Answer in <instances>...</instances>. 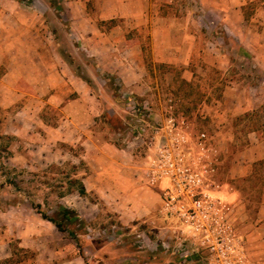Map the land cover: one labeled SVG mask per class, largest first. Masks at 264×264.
<instances>
[{"label": "rangeland", "instance_id": "obj_1", "mask_svg": "<svg viewBox=\"0 0 264 264\" xmlns=\"http://www.w3.org/2000/svg\"><path fill=\"white\" fill-rule=\"evenodd\" d=\"M19 1L20 16L31 19L35 15L41 32L47 28L42 32L46 52L55 44L88 87L85 96L91 101H84L86 110L90 115L93 107L97 114L85 121V130L128 149L136 163L143 162L142 167L156 148L169 114L185 118L187 139L203 131L211 143L215 139L208 129L210 122L225 116L235 129L217 140L227 148L225 160L230 164L232 155L247 144L248 131H256L249 139L253 143L257 134L264 135V57L255 44L264 24V0H238L237 10L207 9L204 0H151L148 17L152 25L161 22L169 30L167 43L174 49L181 45L183 50L197 52L188 59L176 53L175 60L165 61L156 60L152 52L150 23L130 28L123 19L98 20L102 31L117 27L111 34L115 47H99L96 56L89 53L95 52L89 50L91 41L76 35L67 11L58 7L63 0ZM91 11L96 13L92 6ZM182 34L189 37L180 42L178 35ZM132 40L141 52L144 74L132 87L122 86L102 67V58L105 52L125 51ZM201 52H210L211 57L204 61ZM228 82L235 87L227 88ZM65 92L69 99L74 95L70 84ZM124 94L146 101L152 119L136 118L127 109ZM103 96H113L116 102L107 103ZM227 98L236 100L230 104ZM59 117L58 108L49 105L40 113L42 123L51 127ZM4 119L0 107V264H75L70 262L74 254L80 255L79 264H264L262 162H251L247 176L228 182L235 193L225 199L231 232L223 245L225 257H219L176 218L160 215L159 198L153 199L148 188L136 186L129 191L133 198L119 202L102 200L92 190L79 194L80 179L89 171L80 157L82 146L50 139L49 127L44 128L39 120L40 132L29 134L35 143L27 145L3 128ZM155 188L158 195L159 188ZM116 203L119 212L112 209ZM59 207L74 212L72 223L61 219ZM39 212L58 220L62 231ZM258 225L261 230L256 229ZM17 233L35 239L36 248L20 247ZM179 247L188 255H180Z\"/></svg>", "mask_w": 264, "mask_h": 264}, {"label": "crops", "instance_id": "obj_2", "mask_svg": "<svg viewBox=\"0 0 264 264\" xmlns=\"http://www.w3.org/2000/svg\"><path fill=\"white\" fill-rule=\"evenodd\" d=\"M218 1L219 3L215 4L204 0V3H207L205 7L232 10L239 8L238 0H228V3L232 2L231 4H228L227 0ZM150 2L151 0H63L59 2L58 7L63 12L67 11L69 24L71 29L77 33L76 35L80 39L91 41L88 45L89 50L95 49V52L89 53L97 56V48L114 46L111 34L116 31L115 27H117L113 25L107 31H102L98 26V20L123 19L130 28L151 24V16L148 17ZM41 4L42 7L46 6L45 2ZM20 5L19 0H0V107L5 114L3 128L19 138V142L26 140L27 145H31L35 142L30 140L32 136L29 134L33 136L37 134L40 122L44 128L49 127L46 131L50 134V139L54 137L55 140L62 142H78L82 146L80 157L86 161L89 170L80 179L85 192L92 190L102 200L119 202L133 198V194L129 191L132 192L136 186H141L148 188L151 197L158 201L156 188L148 187L144 182L145 163L142 167L143 162L136 163L134 155L128 152V149L119 148L111 141L99 140L85 130V121L93 120L97 114L93 107L90 115L86 110L84 101H87L86 98L91 101L88 94L85 96L88 87L82 84V78L66 62L63 53L56 50L55 44H52L53 47L46 52L48 44L42 32L47 31V28L41 32L39 18L35 15L31 19L20 16ZM91 6L96 13L91 11ZM237 22L239 24V18ZM150 26V33L154 40L152 52L156 60H175L176 53L188 59L192 53H197L187 49L183 50L184 46L180 45V48L178 44V47L174 49L168 44L169 30L161 22L156 21ZM258 34L256 43L254 42L257 47L256 51L262 52L261 57H264V24ZM178 37L181 42L189 36L182 34ZM136 42L135 40L130 41L127 49L117 54L105 52L102 58V67L113 73L122 86L131 85L132 87V83L139 81L144 74L141 52L137 51ZM200 54L204 61L211 57L210 52ZM194 66L198 68L197 62ZM68 84L71 85V91L74 93L70 99L67 98L65 92ZM226 87L234 88L235 83L228 82ZM103 98L107 103L116 102L113 96L110 98L103 96ZM235 100V98H227L225 102L232 104ZM46 105L57 107L60 111L59 120L52 127L43 124L40 119L42 108ZM87 108L89 109V106ZM208 129L212 134L211 138L215 139L214 147L220 153L215 176L218 183L217 193L222 199L229 200L235 194L233 187L232 189L229 187L230 179L237 181L238 178L247 176L248 166L253 161L262 162L261 169L264 171V135L257 134L258 137L253 138V143L249 139L256 131H248L245 134L247 144L232 155L233 162L230 164L228 160H225L227 148L219 146L217 138L229 135V131L235 128L230 127L228 120L223 116L218 117L212 124L210 122ZM222 155H224L223 159ZM159 187L160 185L157 186ZM228 200L224 201L225 204ZM119 208L117 203L112 207L116 212L120 211ZM261 228L262 226L258 225L256 229L261 230ZM14 235L17 244L23 249L36 248L35 239L20 233ZM257 247L260 249L259 246ZM79 259L78 254L70 256V262L75 264H79Z\"/></svg>", "mask_w": 264, "mask_h": 264}, {"label": "built area", "instance_id": "obj_3", "mask_svg": "<svg viewBox=\"0 0 264 264\" xmlns=\"http://www.w3.org/2000/svg\"><path fill=\"white\" fill-rule=\"evenodd\" d=\"M124 96L127 109L136 118L152 119L154 114L149 112L146 101ZM165 123L156 148L145 160L144 182L148 187L160 185V215L176 218L216 256L225 257L223 245L231 228L227 222L228 208L217 193L218 152L203 131L186 138L188 127L183 116L169 114ZM162 246L167 247L165 242ZM182 249L177 250L184 256L187 251Z\"/></svg>", "mask_w": 264, "mask_h": 264}, {"label": "trees", "instance_id": "obj_4", "mask_svg": "<svg viewBox=\"0 0 264 264\" xmlns=\"http://www.w3.org/2000/svg\"><path fill=\"white\" fill-rule=\"evenodd\" d=\"M78 193L81 195L85 194L84 187L81 183H79ZM58 213L61 215V217H62L61 219L66 223H72L73 222L72 220L76 217L72 210L65 208V207H59ZM39 214H40V217L42 219L49 221L50 223H52L55 226V228L57 230L62 231V224L58 220H56L52 217H49L42 212H39ZM69 234H70L72 239L75 238V236L72 232H70Z\"/></svg>", "mask_w": 264, "mask_h": 264}]
</instances>
